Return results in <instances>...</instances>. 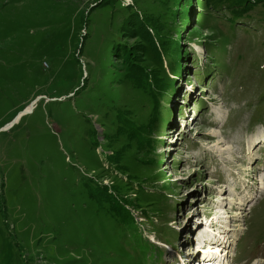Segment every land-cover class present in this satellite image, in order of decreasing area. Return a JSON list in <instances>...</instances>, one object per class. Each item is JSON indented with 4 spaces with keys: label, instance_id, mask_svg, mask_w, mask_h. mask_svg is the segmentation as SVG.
I'll use <instances>...</instances> for the list:
<instances>
[{
    "label": "rangeland",
    "instance_id": "1",
    "mask_svg": "<svg viewBox=\"0 0 264 264\" xmlns=\"http://www.w3.org/2000/svg\"><path fill=\"white\" fill-rule=\"evenodd\" d=\"M103 1L0 0V264H264V142L241 160L264 135V1L241 21L207 0ZM137 15L161 61L124 32ZM131 62L174 81L156 124Z\"/></svg>",
    "mask_w": 264,
    "mask_h": 264
},
{
    "label": "trees",
    "instance_id": "2",
    "mask_svg": "<svg viewBox=\"0 0 264 264\" xmlns=\"http://www.w3.org/2000/svg\"><path fill=\"white\" fill-rule=\"evenodd\" d=\"M180 1L182 0H176V3L178 4ZM252 1L253 0H207L206 2L208 5H211L216 9L224 8L225 10L230 12L232 21H235V20L241 21V20H244L246 17L243 14L245 12L244 9L247 8V10H250V8L247 7L248 5H246V3L250 4ZM258 1L262 3L264 0H258ZM116 3H117V0H104L100 6L102 8L109 7V6L114 7ZM189 13H190V10H189ZM176 15L177 14H174V18L176 17ZM81 22L84 23L83 17H82ZM129 26H131L132 29H127ZM122 27H124V32L126 31V33H132L134 29L136 30L139 29L140 34H142L140 37L143 38L147 42V44L151 47L149 51V49H147V46L145 45L146 49L148 50V53H152L155 59H158L161 61L160 53L158 52L156 48L153 36L149 33V30L147 26L145 25V21L143 20L140 21L138 15L130 16L127 20L123 21ZM166 42L168 43L169 46H172L170 47L172 48L170 53L176 54V58H174L176 61L179 57L178 53L180 52L179 42L176 41L171 36L168 37V40ZM110 47H112L113 50H115L118 55L122 56V58L124 57L123 60L129 59V53L131 51L127 49L126 47L121 48L120 46L115 45V44H110ZM140 51L144 52V55L146 54L145 49H142ZM177 62H179V60H177ZM132 66H133L132 62L128 64L126 77L131 82L132 86L140 92V94L143 96L144 101L149 100L152 103L151 109L149 107L150 111H148L147 113L148 120H149V121L147 120V122L151 124H156L157 120L161 119V114H160L161 104H160L159 98H161L163 95L162 89L164 87L165 89L171 88V86L174 84V81L173 80L169 81L168 85L166 84L165 86V83H167V81L162 80L159 72H156L154 70L149 71V69L147 71L139 70L140 71L139 72L135 70V67L141 68V66L139 67V64L135 65V67L133 66V68ZM165 78L167 79L168 77L166 76ZM162 82L163 84H161ZM158 88H159V91H157L158 93H156V90ZM129 131H130L129 129H123L122 131H118V135L119 136L124 135V134L127 135L128 140L130 142L136 140L134 133H132L133 135L126 134V132H129ZM136 146H137V149L140 150V149L146 148V146L149 147L150 145L144 146L142 142L137 140ZM90 193L93 198L94 197L97 198L98 196V200L100 201V203L103 205L105 209H108V211L111 212V214H113V216L116 217V220L118 221L120 220L121 222H123L125 224V227H128L127 225H130V223H127L126 221V217L131 218L130 214L126 210H124L126 213H128L127 216L124 217V213L121 212V207H116L117 202H115L114 200L107 201L106 199L110 198L109 196H107L108 194L107 191L106 192L102 191V188L95 190L93 187L90 186Z\"/></svg>",
    "mask_w": 264,
    "mask_h": 264
},
{
    "label": "bare ground",
    "instance_id": "3",
    "mask_svg": "<svg viewBox=\"0 0 264 264\" xmlns=\"http://www.w3.org/2000/svg\"><path fill=\"white\" fill-rule=\"evenodd\" d=\"M43 98H42V95H40V96H38L36 99H34L31 103H29L27 106H26V108L23 110V111H20V113H18L17 115H16V117H14V119L12 120V122L11 123H9V124H7V125H5L4 127H3V129L1 130V131H8V130H10L13 126H14V124H16L18 121H20V119L23 117V116H25V115H29V114H32L33 112H34V110L37 108V106H38V103L42 100ZM244 142V141H243ZM262 142H264V135H261V134H258L257 136H256V138H254L253 137V139L251 140H249L248 141V143H247V146H248V148L246 149V151H245V153H246V157L245 158H243V159H241L242 161L244 160V159H246V160H248V162H249V160H250V162L249 163H255L256 161H254L255 160V156H254V153H255V151L257 150V148L260 146V144L262 143ZM247 171H250L249 172V174H247V176L248 177H251L252 175H255L256 174V172L257 171H262V170H260V169H253L252 168V166H250V164H249V167L247 168ZM264 171V170H263ZM241 175V174H240ZM240 179H242V180H244V178L243 177H241ZM251 184H253V185H256V181H253ZM263 188H264V186H263ZM249 189V185H247V184H244L243 185V187L238 191V193L237 194H239V195H241V194H243L246 190H248ZM249 200V199H248ZM240 205H243V206H246V205H248V203H242V202H240ZM253 206V205H252ZM236 241H237V239L235 238V242L234 243H236ZM188 243H191V242H188ZM206 243H208L209 245H211V246H218L217 248H222V246H223V243H220L219 242V239H217V240H214V239H211V241H209V240H207L206 241ZM227 246H225L224 248H226ZM213 248V247H212ZM227 251V249H225V252ZM215 256H212V258H214ZM209 258V257H208ZM192 259H189V261H186V264H192ZM210 261V260H209ZM209 261H203L202 263L203 264H215V263H209Z\"/></svg>",
    "mask_w": 264,
    "mask_h": 264
}]
</instances>
